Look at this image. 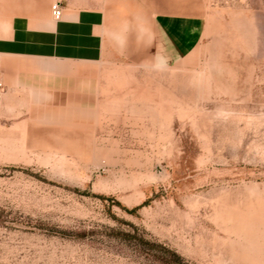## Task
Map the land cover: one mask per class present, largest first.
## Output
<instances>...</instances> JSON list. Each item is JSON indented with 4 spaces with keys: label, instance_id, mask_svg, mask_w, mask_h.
<instances>
[{
    "label": "rangeland",
    "instance_id": "rangeland-1",
    "mask_svg": "<svg viewBox=\"0 0 264 264\" xmlns=\"http://www.w3.org/2000/svg\"><path fill=\"white\" fill-rule=\"evenodd\" d=\"M202 2L181 61L39 72L43 114L0 123V264H264V0Z\"/></svg>",
    "mask_w": 264,
    "mask_h": 264
},
{
    "label": "crops",
    "instance_id": "crops-1",
    "mask_svg": "<svg viewBox=\"0 0 264 264\" xmlns=\"http://www.w3.org/2000/svg\"><path fill=\"white\" fill-rule=\"evenodd\" d=\"M61 4L62 18L52 16ZM202 0H0V123L41 115L53 90L40 73L52 63L95 64L150 53L182 60L202 39Z\"/></svg>",
    "mask_w": 264,
    "mask_h": 264
},
{
    "label": "built area",
    "instance_id": "built-area-1",
    "mask_svg": "<svg viewBox=\"0 0 264 264\" xmlns=\"http://www.w3.org/2000/svg\"><path fill=\"white\" fill-rule=\"evenodd\" d=\"M51 11H52L53 18L56 21L61 20V18H62V8H61V4L59 2H56L55 4L52 5Z\"/></svg>",
    "mask_w": 264,
    "mask_h": 264
},
{
    "label": "bare ground",
    "instance_id": "bare-ground-1",
    "mask_svg": "<svg viewBox=\"0 0 264 264\" xmlns=\"http://www.w3.org/2000/svg\"><path fill=\"white\" fill-rule=\"evenodd\" d=\"M257 216L259 217V219L257 220V222H262V221H264V207L263 206H261L260 207V210L257 212ZM249 233H247V235H248ZM249 235H251V234H249Z\"/></svg>",
    "mask_w": 264,
    "mask_h": 264
},
{
    "label": "trees",
    "instance_id": "trees-1",
    "mask_svg": "<svg viewBox=\"0 0 264 264\" xmlns=\"http://www.w3.org/2000/svg\"><path fill=\"white\" fill-rule=\"evenodd\" d=\"M145 206V204H143V205H141V206H139V207H137V208H135V209H133L132 211H128L129 213H136L138 210H140L142 207H144Z\"/></svg>",
    "mask_w": 264,
    "mask_h": 264
}]
</instances>
